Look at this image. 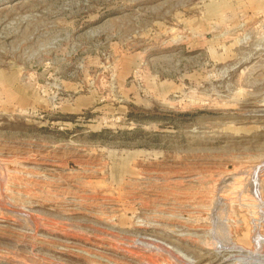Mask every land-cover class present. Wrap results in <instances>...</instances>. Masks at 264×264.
Listing matches in <instances>:
<instances>
[{
  "label": "rangeland",
  "instance_id": "obj_1",
  "mask_svg": "<svg viewBox=\"0 0 264 264\" xmlns=\"http://www.w3.org/2000/svg\"><path fill=\"white\" fill-rule=\"evenodd\" d=\"M253 170L264 0H0V264H264Z\"/></svg>",
  "mask_w": 264,
  "mask_h": 264
},
{
  "label": "bare ground",
  "instance_id": "obj_2",
  "mask_svg": "<svg viewBox=\"0 0 264 264\" xmlns=\"http://www.w3.org/2000/svg\"><path fill=\"white\" fill-rule=\"evenodd\" d=\"M254 173H255V176H254ZM258 171L257 172H255L254 170L252 171V174H251V178H250V193H251V196H252V198H253V201L255 202V204H256V211H258V210H260L261 212L260 213H258V212H255V216H257L254 220H253V223L255 224V225H258V224H260V228H262L263 226H264V221H263V219H264V212H263V208H262V206L264 205V203L262 202V198H261V192H260V188H259V175H258ZM231 174H233V173H231ZM261 176V175H260ZM241 177V176H240ZM237 194V193H236ZM246 201V200H245ZM243 203V202H242ZM251 204V203H250ZM254 204V203H253ZM245 206H248V205H245ZM251 206V205H250ZM252 207V206H251ZM253 209V208H252ZM253 212V213H254ZM254 218V217H253ZM2 219V218H1ZM254 225V226H255ZM259 226V225H258ZM258 226H256V227H258ZM255 228V227H254ZM259 228V227H258ZM255 230H258V229H255ZM254 230V233H253V244L255 245V247L257 248V246H259V236H261V237H263L264 238V236L263 235H261L259 232H256ZM18 233V232H17ZM255 233H256V235H255ZM260 237V238H261ZM262 244V243H261ZM264 244V243H263ZM263 244H262V246H263ZM254 247V248H255ZM234 251V250H233ZM238 251V253L240 252H242V250H237ZM230 256H232V255H230ZM241 256V255H240ZM245 257V256H244ZM251 257V256H250ZM233 260V259H232ZM236 260H238V259H236ZM241 260V259H240ZM261 262V261H260ZM262 262H264V261H262ZM260 264V263H259Z\"/></svg>",
  "mask_w": 264,
  "mask_h": 264
}]
</instances>
